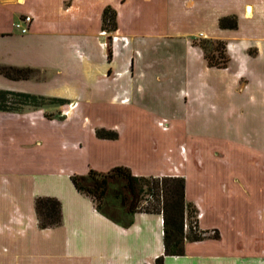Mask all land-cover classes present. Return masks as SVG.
<instances>
[{
  "label": "crops",
  "instance_id": "crops-1",
  "mask_svg": "<svg viewBox=\"0 0 264 264\" xmlns=\"http://www.w3.org/2000/svg\"><path fill=\"white\" fill-rule=\"evenodd\" d=\"M107 6L116 29L103 34ZM201 39L226 41L229 65L209 66ZM263 58L264 0H0V68L26 73L0 71V90L45 99L0 109V264H156L162 216L117 220L71 179L117 166L183 177L198 228L216 234L163 264H264V129L236 134L264 106V81L244 78ZM38 197L60 201V225L41 228Z\"/></svg>",
  "mask_w": 264,
  "mask_h": 264
},
{
  "label": "trees",
  "instance_id": "trees-1",
  "mask_svg": "<svg viewBox=\"0 0 264 264\" xmlns=\"http://www.w3.org/2000/svg\"><path fill=\"white\" fill-rule=\"evenodd\" d=\"M103 29L112 32L116 29V11L107 6L103 11ZM221 28L236 29L238 26L236 16H224L219 20ZM204 50L205 58L209 66L225 68L229 65L230 57L227 55L226 42L220 39H201L194 41ZM210 45V46H209ZM109 58L112 55L111 46L108 47ZM0 71L9 76L25 77L23 69H13V74L6 67H1ZM13 103L42 104L45 99L42 97L30 96L21 93H11L0 90V109H18L14 105H7L8 99ZM51 102H58L56 99ZM97 136L100 138L114 139L117 134L106 129H98ZM122 178L126 192L119 189L115 191V196L121 199V203L127 205L128 212H146L160 214L163 218V244L164 255H183L185 252V241H199L207 238V231L199 230L197 219L194 218L197 209L185 200V180L183 177H144L135 176L129 168L117 166L107 173L91 170L87 176H72L74 186L81 193L97 199L103 200L110 187L112 179ZM90 179V182H87ZM146 187V189H145ZM146 192L153 201L148 200L146 206H141V196ZM130 196V198H129ZM161 196V199H160ZM36 212L41 228L58 226L62 222L61 203L55 197H38L35 201ZM97 208H100L97 205ZM196 218V217H195ZM189 228V233L185 229ZM164 255L156 259V264H163Z\"/></svg>",
  "mask_w": 264,
  "mask_h": 264
},
{
  "label": "rangeland",
  "instance_id": "rangeland-1",
  "mask_svg": "<svg viewBox=\"0 0 264 264\" xmlns=\"http://www.w3.org/2000/svg\"><path fill=\"white\" fill-rule=\"evenodd\" d=\"M109 46H111V42H109L108 47ZM226 51H227V45H226ZM227 55H228V52H227ZM244 78L248 79L247 87H249V91H254L256 87L260 85L261 81H264V58L251 62L250 69H248L247 71H244ZM245 90H248V89H244V91ZM260 108L264 109V106L258 105L257 108L254 106L253 108H249L248 110H245L244 116H243L244 120L242 122L243 125H241V131L236 133L238 134V136L242 138L243 136H249L251 133H254L255 130L264 129V114L260 110L255 111L256 109H260ZM215 134L222 135L221 132H216ZM155 135L159 136V133L155 132ZM160 177H166V176H160ZM87 182H90V179H88ZM124 183L125 181L122 178L112 179L110 181V187L108 191L106 192L105 196L103 197V200L101 202H99L97 199L94 200L96 205H99L101 209H103L105 212L110 214L113 218L120 220L122 222L126 221L127 216L125 214V211L127 210V205H124L121 203V199L115 196V191L119 189L123 192H126V189L124 188ZM146 190L140 197L141 201L139 205L141 206H146L148 200L153 201L150 195L146 192ZM160 199H161V196H160ZM197 213L198 212L195 213V217L197 216ZM195 217L189 218L187 223H189V221L191 222L194 221V219H196ZM189 228H190L189 226L188 228L187 226L185 228L188 233L190 232ZM210 235H216V234H214L213 232L207 233L208 237Z\"/></svg>",
  "mask_w": 264,
  "mask_h": 264
},
{
  "label": "built area",
  "instance_id": "built-area-1",
  "mask_svg": "<svg viewBox=\"0 0 264 264\" xmlns=\"http://www.w3.org/2000/svg\"><path fill=\"white\" fill-rule=\"evenodd\" d=\"M31 20H32L31 16H29V15H24V16L21 17V19H20L19 21L16 22L15 27H16L21 33H26V32L28 31V26H29ZM102 33H103V34H106L107 31L104 30ZM111 39H112V40H116V39H118V37H117V36H113V37H111ZM122 40H123L125 43H127V38H126V37H122ZM159 125H160V127H161L163 130H167V129H168L167 121H166V120H162V121H160V122H159ZM185 151H186L185 147H181V152H182L183 154H185ZM202 215H203L202 212H198V213H197V216H196V219L198 220L199 218L202 217Z\"/></svg>",
  "mask_w": 264,
  "mask_h": 264
},
{
  "label": "bare ground",
  "instance_id": "bare-ground-1",
  "mask_svg": "<svg viewBox=\"0 0 264 264\" xmlns=\"http://www.w3.org/2000/svg\"><path fill=\"white\" fill-rule=\"evenodd\" d=\"M250 9V8H249ZM203 212V211H202Z\"/></svg>",
  "mask_w": 264,
  "mask_h": 264
}]
</instances>
